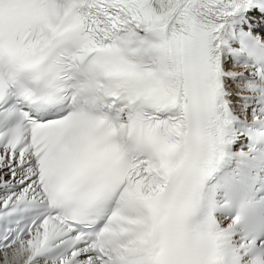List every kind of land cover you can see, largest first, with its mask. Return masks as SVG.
Returning <instances> with one entry per match:
<instances>
[{"label":"snow or ice","instance_id":"6c2138e0","mask_svg":"<svg viewBox=\"0 0 264 264\" xmlns=\"http://www.w3.org/2000/svg\"><path fill=\"white\" fill-rule=\"evenodd\" d=\"M0 264H264V0H0Z\"/></svg>","mask_w":264,"mask_h":264}]
</instances>
